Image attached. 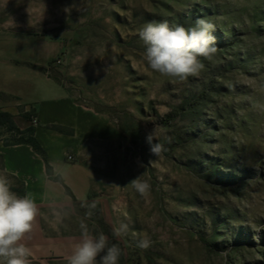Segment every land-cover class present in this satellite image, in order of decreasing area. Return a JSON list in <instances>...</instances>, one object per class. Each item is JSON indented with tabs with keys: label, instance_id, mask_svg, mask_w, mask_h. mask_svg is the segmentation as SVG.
Masks as SVG:
<instances>
[{
	"label": "rangeland",
	"instance_id": "1",
	"mask_svg": "<svg viewBox=\"0 0 264 264\" xmlns=\"http://www.w3.org/2000/svg\"><path fill=\"white\" fill-rule=\"evenodd\" d=\"M1 15L36 40L35 59L51 57L49 76L94 118L44 126L62 138L40 136L47 159L61 154L67 168L81 151L91 182L61 170L76 197L44 206L46 238L27 244L31 264H67L81 221L120 248L118 264H264V0H0ZM197 19L215 25L217 48L201 58L200 76L154 72L139 30ZM2 39L11 75L34 67L23 59L32 39ZM22 106L0 96V112L23 129L31 122ZM152 130L165 148L159 157L146 142ZM8 138L0 128V144ZM137 177L150 184L147 196L129 184ZM8 178L22 196V182ZM54 210L66 213L55 228ZM121 224L127 232L114 236ZM142 239L150 246L139 247Z\"/></svg>",
	"mask_w": 264,
	"mask_h": 264
},
{
	"label": "clouds",
	"instance_id": "2",
	"mask_svg": "<svg viewBox=\"0 0 264 264\" xmlns=\"http://www.w3.org/2000/svg\"><path fill=\"white\" fill-rule=\"evenodd\" d=\"M215 25L205 19H197L194 25L170 26L168 21L149 22L138 32L145 45L144 59L149 67L161 76L173 80L186 81L189 77H199L205 65L201 58L211 60L217 52L216 37L212 34ZM154 141L153 130L146 135L151 154L159 157L164 145ZM142 196L150 192V184L139 177L129 183ZM95 204L88 206L95 208ZM52 227L62 223L64 215L53 211ZM87 216H91L89 211ZM40 209L30 193L19 196L12 191V181L8 174L0 173V264H31L32 249L25 243L33 231ZM81 238L73 245L67 264H118L121 250L116 244L109 245L108 237L102 232L90 233L81 221ZM127 232V225L113 229L114 236ZM150 241L142 239L139 247L147 248Z\"/></svg>",
	"mask_w": 264,
	"mask_h": 264
},
{
	"label": "crops",
	"instance_id": "3",
	"mask_svg": "<svg viewBox=\"0 0 264 264\" xmlns=\"http://www.w3.org/2000/svg\"><path fill=\"white\" fill-rule=\"evenodd\" d=\"M17 30L10 16H0V41L4 40L2 38L13 35L21 38L24 43H28L32 39L34 42L33 46L23 59L32 61L30 64L34 65L36 69L23 63L19 65V74L17 76L11 75L10 69H13V64L7 58L3 60V57H0V92L12 96L18 105H23L22 109L24 112L27 111L28 106L34 109V115L37 119V125L34 126V137L43 148H47L40 141V136L50 137L53 143H55L54 141H61L60 139L62 138L60 133L54 132L49 128L46 129L44 126L59 125L61 127L74 128L77 120L83 118L91 121L94 119L92 117L93 114L77 105L59 84L49 76L47 69L51 57L40 58V60L35 59L36 55H34L33 49L37 46L36 40L28 34L18 33ZM0 49H3L2 42H0ZM70 117L74 120L73 122L71 121L72 123L67 121ZM56 143L58 145V142ZM80 152L72 156L71 164L67 168L64 166L61 154L55 159L48 158L53 175L61 177L63 183L69 188L74 197L76 196L68 186L67 180L61 174V170H65L76 181H79L81 185L89 188L91 173L78 158ZM5 172L20 180L23 184L22 196L30 193L39 206L40 216L37 218L33 231L26 237L25 243H41L46 238L41 230L44 206L58 205L59 203L66 205L72 200L71 197L65 193L59 183L47 177L43 161L28 145L3 146L0 144V173ZM31 235L33 239L29 240Z\"/></svg>",
	"mask_w": 264,
	"mask_h": 264
},
{
	"label": "trees",
	"instance_id": "4",
	"mask_svg": "<svg viewBox=\"0 0 264 264\" xmlns=\"http://www.w3.org/2000/svg\"><path fill=\"white\" fill-rule=\"evenodd\" d=\"M0 96L10 97L9 95L1 92ZM22 115L26 120H31L34 112H23ZM0 128H3V130L9 134V138L3 142V146H13L19 144L28 145L32 151L43 161L47 177L50 180L59 183L63 187L65 193L70 196L73 201L75 200L69 188L63 183L61 177L59 175H53L52 168L48 163L46 152L34 137V126L29 125L23 129H20L15 125L13 116L10 113L0 112Z\"/></svg>",
	"mask_w": 264,
	"mask_h": 264
},
{
	"label": "built area",
	"instance_id": "5",
	"mask_svg": "<svg viewBox=\"0 0 264 264\" xmlns=\"http://www.w3.org/2000/svg\"><path fill=\"white\" fill-rule=\"evenodd\" d=\"M58 62H59V60H58ZM30 122H31V125H32V126H35V125L37 124V119H36V117H32L31 120H30ZM67 160H72V156H71V155H68V156H67Z\"/></svg>",
	"mask_w": 264,
	"mask_h": 264
}]
</instances>
